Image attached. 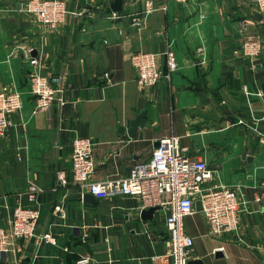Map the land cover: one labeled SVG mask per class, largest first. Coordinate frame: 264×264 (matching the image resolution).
I'll list each match as a JSON object with an SVG mask.
<instances>
[{
  "label": "crops",
  "instance_id": "0c3cea01",
  "mask_svg": "<svg viewBox=\"0 0 264 264\" xmlns=\"http://www.w3.org/2000/svg\"><path fill=\"white\" fill-rule=\"evenodd\" d=\"M24 1L0 0V88L18 89L23 99L0 136V198L8 204L0 207V225L7 226L11 207L25 203L26 186L34 182L42 188L35 233L49 231L52 239L39 245L34 236L19 239L0 253V264H30L34 254L33 264H77L84 255L90 257L84 264H150L168 246L166 211L143 218L140 198L122 193L84 200L88 191L72 178L70 143L76 135L94 139L91 178L104 179L147 160L165 134L207 160L211 182L234 186L240 200L232 233H207L200 210L183 217L194 238L189 260L264 264V199H255L264 191V12L254 18V1L154 0L156 9L145 13L144 0H122L112 15V0H64L76 14L56 28L25 12ZM250 34L263 40L253 59L234 53ZM167 47L177 68L139 88L130 54L153 51L165 71ZM30 56L55 78L60 102L35 109Z\"/></svg>",
  "mask_w": 264,
  "mask_h": 264
},
{
  "label": "built area",
  "instance_id": "2783aa9c",
  "mask_svg": "<svg viewBox=\"0 0 264 264\" xmlns=\"http://www.w3.org/2000/svg\"><path fill=\"white\" fill-rule=\"evenodd\" d=\"M253 1L257 10L264 12V0ZM143 5L145 13L156 9L154 0H144ZM22 8L49 28L58 27L67 14H76V10L67 8L64 0H25ZM111 13L115 15L116 11ZM262 49V38L250 34L243 38L234 53L253 59ZM163 55L165 71L159 68L156 53L153 51L137 49L130 54V63L136 71V83L139 88L152 86L163 76L170 77L171 71L177 68L172 48L167 47ZM29 60L33 65L29 72V81L35 109L48 107L54 99L60 102L58 88L53 85L55 78L41 71L38 57L30 56ZM107 75L108 73L104 72V76ZM22 104L23 99L18 89L6 86L0 88V136L6 134L11 123L9 115L21 108ZM259 123L264 127V109ZM94 145V139L89 136L76 135L71 139L69 155L72 178L82 190L97 198L112 193L135 195L141 200V208L157 206L166 211L164 226L168 233V246L165 251L153 254L150 264H189L194 238L184 230L183 217L196 211V199L201 203L200 211L206 220L207 233L216 235L237 230L240 219L237 189L230 185L212 183L214 169L209 166L207 160L195 156L188 146L182 145L177 135H161L147 160L134 163L123 175L104 179L91 178L95 170ZM57 179L59 183L67 182L63 172L57 173ZM41 189V186L29 182L24 191L25 203L18 202L11 207L7 226L0 225V253L13 250L22 238L34 236L37 245L52 239L49 231L35 233L41 214L37 199ZM255 199H264V191L257 193ZM0 207L8 208V204L1 198ZM35 256L34 254L30 264H33ZM89 258V255H84L78 258L76 263L84 264Z\"/></svg>",
  "mask_w": 264,
  "mask_h": 264
},
{
  "label": "water",
  "instance_id": "95a60500",
  "mask_svg": "<svg viewBox=\"0 0 264 264\" xmlns=\"http://www.w3.org/2000/svg\"><path fill=\"white\" fill-rule=\"evenodd\" d=\"M121 2L122 0H112V2L110 3V7L113 11H117V10H120L121 9ZM254 18L256 19H260L262 17L261 13L258 12V11H255L254 14H253ZM261 88L262 90L264 91V81L261 83ZM143 114V111H141L138 116L135 118L133 124L130 126V132L132 133V131H134L136 128H137V124H138V121H139V118L140 116H142ZM158 143V140L156 142V144ZM82 197L84 200L86 201H90V202H96V198L93 194H91L90 192H84L82 194ZM195 207H196V210H200L201 209V203H200V200L199 199H196L195 200ZM158 207L157 206H149L147 208H143L141 209L140 211V215L143 217V218H146V217H151L152 216V213L157 209ZM188 262L190 264H203L202 260L200 258H192L190 260H188Z\"/></svg>",
  "mask_w": 264,
  "mask_h": 264
},
{
  "label": "rangeland",
  "instance_id": "374dc122",
  "mask_svg": "<svg viewBox=\"0 0 264 264\" xmlns=\"http://www.w3.org/2000/svg\"><path fill=\"white\" fill-rule=\"evenodd\" d=\"M187 222L192 224L193 220H188Z\"/></svg>",
  "mask_w": 264,
  "mask_h": 264
}]
</instances>
